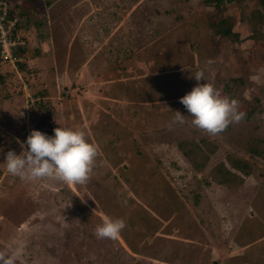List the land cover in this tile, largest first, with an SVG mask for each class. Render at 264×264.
<instances>
[{"label":"rangeland","instance_id":"obj_1","mask_svg":"<svg viewBox=\"0 0 264 264\" xmlns=\"http://www.w3.org/2000/svg\"><path fill=\"white\" fill-rule=\"evenodd\" d=\"M8 1L26 48L23 67L0 60V251L16 264H264L260 0ZM199 70L246 114L219 135L180 103ZM57 127L96 146L86 184L7 172L8 151ZM106 216L126 223L115 240L94 235Z\"/></svg>","mask_w":264,"mask_h":264},{"label":"clouds","instance_id":"obj_2","mask_svg":"<svg viewBox=\"0 0 264 264\" xmlns=\"http://www.w3.org/2000/svg\"><path fill=\"white\" fill-rule=\"evenodd\" d=\"M193 77L198 83L180 98V103L193 118L191 123L196 128L215 136L223 133L230 124L244 119L246 114L239 110L237 100L222 96L212 84L199 83L204 80L203 70L195 72ZM184 118L176 111L173 123L183 124ZM21 148L20 155L8 151L5 163L7 172L22 181L52 178L69 185H83L90 179L97 157L96 146L87 141L84 130L62 127L55 128L53 136L32 130L26 141L21 143ZM125 227L123 219L106 216L95 228L94 235L97 239L115 240ZM18 256V252L8 254L0 251V264H16Z\"/></svg>","mask_w":264,"mask_h":264},{"label":"built area","instance_id":"obj_3","mask_svg":"<svg viewBox=\"0 0 264 264\" xmlns=\"http://www.w3.org/2000/svg\"><path fill=\"white\" fill-rule=\"evenodd\" d=\"M19 25V17L10 12L9 4L6 0H0V60L14 63L21 57L14 55V48L24 45L25 41L14 34V29Z\"/></svg>","mask_w":264,"mask_h":264},{"label":"trees","instance_id":"obj_4","mask_svg":"<svg viewBox=\"0 0 264 264\" xmlns=\"http://www.w3.org/2000/svg\"><path fill=\"white\" fill-rule=\"evenodd\" d=\"M7 3L9 4V8H10V12L11 13H15L18 17H19V25L15 27L14 29V34H19L20 30H21V15L19 14V12L16 10V8L14 7V5H11V3H9L8 0H6ZM263 6H264V0H260V2ZM224 31H227V30H224ZM19 37L22 38L24 41H25V44L24 45H19V46H16V48H14V55L15 56H19V57H24L25 55V46H26V40L24 38L23 35H20L19 34ZM23 61L21 60H17L16 61V64H18L20 67H23ZM38 108L42 110V113H41V116H42V119H41V126L50 118V114H51V107L49 105V102L46 101L44 102L43 104L41 103H38L37 104ZM232 166L235 167V168H239L240 166H245L244 163H242V165L238 166L237 163H234V162H231ZM226 179H228V177H226Z\"/></svg>","mask_w":264,"mask_h":264}]
</instances>
